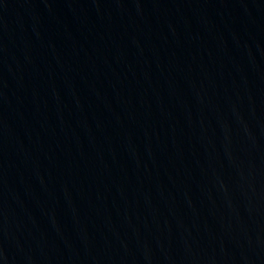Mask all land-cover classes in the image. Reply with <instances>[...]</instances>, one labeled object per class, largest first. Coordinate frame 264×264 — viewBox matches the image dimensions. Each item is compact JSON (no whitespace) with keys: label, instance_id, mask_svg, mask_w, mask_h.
I'll list each match as a JSON object with an SVG mask.
<instances>
[{"label":"water","instance_id":"95a60500","mask_svg":"<svg viewBox=\"0 0 264 264\" xmlns=\"http://www.w3.org/2000/svg\"><path fill=\"white\" fill-rule=\"evenodd\" d=\"M0 264H264V0H0Z\"/></svg>","mask_w":264,"mask_h":264}]
</instances>
